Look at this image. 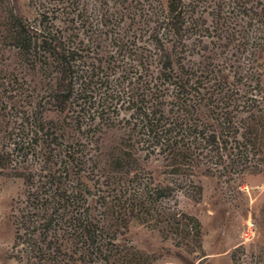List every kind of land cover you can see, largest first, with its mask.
<instances>
[{
    "label": "trees",
    "instance_id": "trees-1",
    "mask_svg": "<svg viewBox=\"0 0 264 264\" xmlns=\"http://www.w3.org/2000/svg\"><path fill=\"white\" fill-rule=\"evenodd\" d=\"M0 0V175L18 264H152L151 221L189 249L182 196L264 170V0ZM91 4V7H90ZM164 175L173 177L169 183ZM264 229V199L253 217ZM236 264H264L242 242ZM155 264V263H154Z\"/></svg>",
    "mask_w": 264,
    "mask_h": 264
},
{
    "label": "rangeland",
    "instance_id": "rangeland-1",
    "mask_svg": "<svg viewBox=\"0 0 264 264\" xmlns=\"http://www.w3.org/2000/svg\"><path fill=\"white\" fill-rule=\"evenodd\" d=\"M7 1L9 7L22 9L31 17L36 15L29 0ZM164 177L169 183L175 180L170 175ZM22 183V178L14 174L0 175V264H18L11 253L15 237L11 208ZM200 185V193L182 196L180 203L201 223V235L189 249L177 246L151 221L135 218L130 222L125 237L149 254L152 264H236L232 256L236 245L243 242L249 250L264 249V229L253 222L264 199V170L247 172L240 179L241 193L223 187L211 175H203Z\"/></svg>",
    "mask_w": 264,
    "mask_h": 264
}]
</instances>
